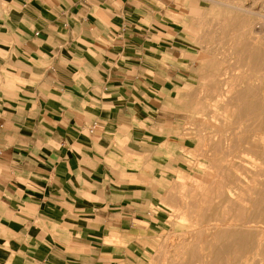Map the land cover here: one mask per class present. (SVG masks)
I'll use <instances>...</instances> for the list:
<instances>
[{"label": "crops", "instance_id": "0c3cea01", "mask_svg": "<svg viewBox=\"0 0 264 264\" xmlns=\"http://www.w3.org/2000/svg\"><path fill=\"white\" fill-rule=\"evenodd\" d=\"M178 1L0 0V264L151 263L156 160L191 146Z\"/></svg>", "mask_w": 264, "mask_h": 264}, {"label": "rangeland", "instance_id": "374dc122", "mask_svg": "<svg viewBox=\"0 0 264 264\" xmlns=\"http://www.w3.org/2000/svg\"><path fill=\"white\" fill-rule=\"evenodd\" d=\"M262 13L264 0H179L168 22L161 25L165 31L170 28V37L186 61L181 67L187 75L182 84L177 83L174 100L176 134L182 139L186 131L191 146L185 150L176 144L174 152L156 160L159 170L152 180L160 185V211L169 216V224L150 264H238L239 260L244 264L264 250V244H255L241 254L234 248L219 254L233 232L264 234V218L258 216L264 202L261 208L256 205L263 198L264 164L259 167L260 159L246 151L260 144L264 135L251 131L247 142L232 144L230 137L245 122L236 121L233 104L225 106L217 98L218 92L247 87L255 97H264V71L257 72L256 66L248 70L238 56L249 41L243 33L245 22L253 23V31L264 40ZM241 159L247 160L246 166ZM233 172L244 182L223 185L221 180ZM253 179L263 185L255 186ZM206 233L214 244L209 251L201 240Z\"/></svg>", "mask_w": 264, "mask_h": 264}, {"label": "bare ground", "instance_id": "6f19581e", "mask_svg": "<svg viewBox=\"0 0 264 264\" xmlns=\"http://www.w3.org/2000/svg\"><path fill=\"white\" fill-rule=\"evenodd\" d=\"M260 15H261V13H260ZM241 16H242V14H241ZM262 17H263L262 20L264 21V14L263 13H262ZM252 24L248 21V22H245V26H243V28H244L243 33L249 35V41L247 40L248 43L246 44L244 49H241V52L238 56L241 55V61L245 63V64L244 63L243 64L248 67V70H250L256 66L257 72H263L264 71V40L261 36H257L255 34V32H254L255 30L253 31L252 26H251ZM255 25H253V26L255 27ZM242 52H244V54H242ZM237 62H239V61H237ZM239 64H240V62H239ZM252 71H254V70H252ZM250 90L251 89L249 87H247L246 89H235V90L234 89L232 90L230 88V89H227V91H226L227 94H225V91L224 92H218L217 98L224 100L225 106H227L228 104L231 103V104H233L232 105L233 107H236L235 111H233L234 112L233 115H235V117L237 119L236 121L239 123H242V124H243V121L245 122L243 124V126H241L238 131H235V133L233 135L231 133L232 136L230 135L231 136L230 139H231L232 144L237 145L238 143L240 144L242 142H247L248 133H251V131L252 132H259L260 134L264 135V97L263 98H262V96L261 97L260 96L255 97V95L251 94L252 92L250 93ZM261 95H262V93H261ZM245 98H246V100H244ZM253 146L254 147H250V148L246 149V151L248 153H252L253 155H256V157H254V158L260 159V162H259L260 166L259 167H261L264 164V137L261 139L260 144H257V145L255 144ZM256 147H258L259 150H257ZM241 160L243 161L242 164L244 166H246L245 163L247 162V160H244V159H241ZM227 181H228V183H231L233 185L236 183H238V184L243 183L244 179L242 178L241 175H237L236 173L233 172L232 174H230V176L228 178L225 177V179L221 180V183H223V185H225ZM252 182L255 186H257L256 184L263 185V183H261L259 181V179H253L251 181V183ZM262 190H263V194H261V195H263V198H261V200L260 199L257 200L256 205L263 204V202H264V189H262ZM228 198H230V196ZM261 207L262 206L260 205V208ZM240 210L241 209H239V211ZM258 216H261L264 218V209L259 212ZM230 226H232V225L230 224ZM209 228H211V227H208V229ZM231 229H229V230H231ZM203 230H205V229H203ZM245 230H249V229H245ZM238 231L233 232V234L230 236L232 239L229 242H227V243L224 242L223 244L220 243V244H222V246H221V253H219V254L224 255L225 252H227L231 248H234L235 250H237L238 253L241 254L242 251L249 248L251 245L256 244L259 246L261 244H264V234L262 232L255 235V234H252L250 231H242V232H238ZM210 232H212V231L210 230ZM222 233H224V232H222ZM227 233H228V235H230V232H227ZM227 233H226V235H227ZM222 236H223V234H222ZM201 238H202L201 240H204L206 242L205 248L208 251H209V248L211 249V246H212V248L214 247L213 242H211V243L208 242V240L211 239V236H209V234L206 233ZM263 255H264V250L262 251V253L260 254L259 257L247 260L246 263H244V264H262L264 262V258H262ZM239 262H240V260L237 263L239 264Z\"/></svg>", "mask_w": 264, "mask_h": 264}, {"label": "built area", "instance_id": "2783aa9c", "mask_svg": "<svg viewBox=\"0 0 264 264\" xmlns=\"http://www.w3.org/2000/svg\"><path fill=\"white\" fill-rule=\"evenodd\" d=\"M96 126V123L93 125V127H95Z\"/></svg>", "mask_w": 264, "mask_h": 264}]
</instances>
